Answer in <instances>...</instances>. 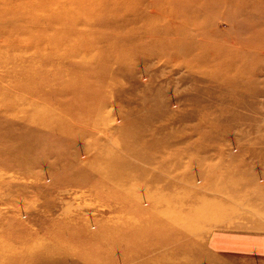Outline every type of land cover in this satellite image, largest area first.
<instances>
[{"label": "rangeland", "instance_id": "rangeland-1", "mask_svg": "<svg viewBox=\"0 0 264 264\" xmlns=\"http://www.w3.org/2000/svg\"><path fill=\"white\" fill-rule=\"evenodd\" d=\"M4 1L0 264H264L228 251L264 238V28L226 0H45L25 22Z\"/></svg>", "mask_w": 264, "mask_h": 264}, {"label": "bare ground", "instance_id": "bare-ground-1", "mask_svg": "<svg viewBox=\"0 0 264 264\" xmlns=\"http://www.w3.org/2000/svg\"><path fill=\"white\" fill-rule=\"evenodd\" d=\"M44 1L45 0H31V1L30 0H23V1L21 0L20 2L16 3L15 0H11V2L9 0H5L4 2H2L1 6H3V8H4V7H7L8 5H10V7H12V6H22L23 5L24 8H25L23 10V13H21L19 16H17V18H15L14 20H16L18 22H25V21L32 20L36 16H41L43 18H48L49 17V16L47 17L46 8H42V7H45L44 5H46V3H44ZM52 1L60 2L61 0H52ZM215 1H218V0H213V2H215ZM226 1L230 4V7L231 6L240 7L244 11V12L242 11L244 13L243 20H241L242 24L240 23V20H238V23H236L233 26L236 31L239 32L243 28V30H246L248 34H256V31L260 27L264 28V0H226ZM49 4H51V3H49ZM49 4H47V7H49L48 6ZM257 9H258V13L260 12L261 14L253 15L251 11L257 10ZM39 10H41L43 13L40 14ZM53 20H60V18L59 17L58 18H53ZM243 22L245 23L244 25H243ZM256 37H258V36H256ZM237 40L238 39L231 40V39H228V38L225 40L224 49L222 50V53L220 51L221 56H223V58H225V59H229L230 58L229 57V55H230L229 48L231 46L236 45L238 43V41L240 42V40H238V41ZM214 53L211 54V57H214V56H216L218 54V53H215V54ZM152 242L150 244L153 245L154 241H152ZM154 245H156V244H154Z\"/></svg>", "mask_w": 264, "mask_h": 264}, {"label": "crops", "instance_id": "crops-1", "mask_svg": "<svg viewBox=\"0 0 264 264\" xmlns=\"http://www.w3.org/2000/svg\"><path fill=\"white\" fill-rule=\"evenodd\" d=\"M223 240L225 239H220V241H222V243H220L221 245L225 244ZM229 240L231 248L228 249V251H234L246 255L257 253V255L264 257V238L260 240L258 236L246 235L238 238L231 237ZM228 243L229 242H226V244Z\"/></svg>", "mask_w": 264, "mask_h": 264}]
</instances>
